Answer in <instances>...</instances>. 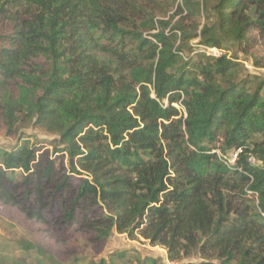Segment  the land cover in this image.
<instances>
[{
    "label": "trees",
    "instance_id": "obj_1",
    "mask_svg": "<svg viewBox=\"0 0 264 264\" xmlns=\"http://www.w3.org/2000/svg\"><path fill=\"white\" fill-rule=\"evenodd\" d=\"M198 38L264 48V0H0V132L17 141L0 147V201L67 237H142L172 263L264 264L249 162L264 163V80L227 54L194 59Z\"/></svg>",
    "mask_w": 264,
    "mask_h": 264
},
{
    "label": "rangeland",
    "instance_id": "obj_2",
    "mask_svg": "<svg viewBox=\"0 0 264 264\" xmlns=\"http://www.w3.org/2000/svg\"><path fill=\"white\" fill-rule=\"evenodd\" d=\"M200 38L194 40V45H199ZM192 54L194 59L201 53L198 46H194ZM228 58L236 59L243 66L241 74L246 76H259L264 80V48L256 47L249 52L242 51L237 46L223 49ZM258 61L260 64H257ZM240 74V75H241ZM257 84L253 86L255 90ZM180 107V106H179ZM259 121L264 122V92L261 106L254 111ZM25 135L36 145L52 150V143L58 137L51 136L45 130L36 126H29L24 131ZM255 141L264 139L259 135H252ZM17 141L6 137L0 132V147L13 149ZM237 152L231 151L228 158L231 164L236 161ZM252 165L264 167L263 161L255 154L249 157ZM67 164V162H66ZM257 196V195H256ZM23 246L29 247L25 250ZM125 252L126 257L120 259L119 253ZM0 258L28 257L30 262L38 264V258L44 257L46 264H91L101 260L116 264H150L149 260H156L158 264H177L168 260L166 249L153 246L142 237L132 239L127 234L114 232L108 240L100 241L96 233H71L66 236L65 231H57L48 222H41L28 218L17 207L6 205L0 201ZM186 261L198 262L196 258Z\"/></svg>",
    "mask_w": 264,
    "mask_h": 264
},
{
    "label": "built area",
    "instance_id": "obj_3",
    "mask_svg": "<svg viewBox=\"0 0 264 264\" xmlns=\"http://www.w3.org/2000/svg\"><path fill=\"white\" fill-rule=\"evenodd\" d=\"M194 46H198V48H200L201 53H204L207 56H211L214 58H220L223 55L227 54V53H225V51L223 49H219L217 47H204V46H200V45H194ZM239 152H241V151H239ZM239 152H237V157L239 155Z\"/></svg>",
    "mask_w": 264,
    "mask_h": 264
}]
</instances>
